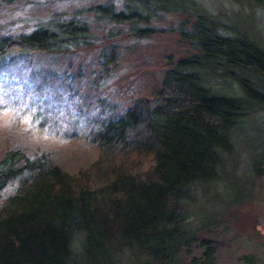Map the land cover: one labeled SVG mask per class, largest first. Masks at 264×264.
<instances>
[{
	"label": "trees",
	"instance_id": "obj_1",
	"mask_svg": "<svg viewBox=\"0 0 264 264\" xmlns=\"http://www.w3.org/2000/svg\"><path fill=\"white\" fill-rule=\"evenodd\" d=\"M91 9L138 38L151 36V21L164 13L183 16L189 27L180 36L196 52L166 71L154 100L139 99L90 131L99 158L88 169L71 174L47 154L20 149L0 157V264H118L127 254L177 264L196 240L187 205L225 179L237 133L264 112V49L194 0H113ZM95 39L76 13L52 17L17 36L0 33V60L69 55ZM222 81L237 91L217 92ZM245 159L262 176L264 144ZM232 188L225 194H236ZM203 255L209 263L213 251Z\"/></svg>",
	"mask_w": 264,
	"mask_h": 264
},
{
	"label": "rangeland",
	"instance_id": "obj_2",
	"mask_svg": "<svg viewBox=\"0 0 264 264\" xmlns=\"http://www.w3.org/2000/svg\"><path fill=\"white\" fill-rule=\"evenodd\" d=\"M112 1L0 0L2 35L17 36L45 19L76 13L96 36L92 48L69 55L15 52L0 60V157L20 149L30 157L47 154L71 174L88 169L99 158L98 148L87 141L90 131L139 99L154 100L166 71L196 52L180 36L189 27L182 25L183 16L164 13L151 21V36L138 38L126 24L103 21L92 12L93 5ZM194 1L264 49V6L254 0ZM111 53L114 60L103 64ZM214 87L220 93L237 91L224 81ZM247 125L237 133L235 161L225 179L199 191L197 201L187 205L196 240L177 264H264V171L256 177L245 159L262 150L264 112ZM230 186L236 192L231 197L224 192ZM217 193L224 197L217 199ZM207 249L213 251L209 263L202 256ZM118 264L147 263L127 254Z\"/></svg>",
	"mask_w": 264,
	"mask_h": 264
},
{
	"label": "snow or ice",
	"instance_id": "obj_3",
	"mask_svg": "<svg viewBox=\"0 0 264 264\" xmlns=\"http://www.w3.org/2000/svg\"><path fill=\"white\" fill-rule=\"evenodd\" d=\"M0 103H2V98H0Z\"/></svg>",
	"mask_w": 264,
	"mask_h": 264
}]
</instances>
